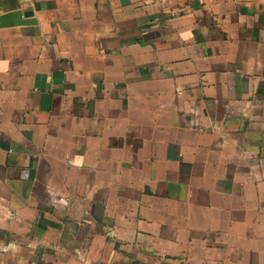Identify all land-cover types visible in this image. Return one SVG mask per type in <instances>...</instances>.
<instances>
[{
  "label": "crops",
  "instance_id": "obj_1",
  "mask_svg": "<svg viewBox=\"0 0 264 264\" xmlns=\"http://www.w3.org/2000/svg\"><path fill=\"white\" fill-rule=\"evenodd\" d=\"M0 264H264V0H0Z\"/></svg>",
  "mask_w": 264,
  "mask_h": 264
}]
</instances>
